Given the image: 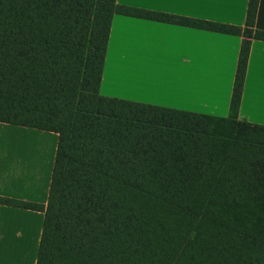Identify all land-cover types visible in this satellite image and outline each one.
<instances>
[{
  "label": "trees",
  "instance_id": "1",
  "mask_svg": "<svg viewBox=\"0 0 264 264\" xmlns=\"http://www.w3.org/2000/svg\"><path fill=\"white\" fill-rule=\"evenodd\" d=\"M244 26L116 0H0V123L57 134L36 264H264V126L237 120ZM114 15L241 37L229 116L99 94Z\"/></svg>",
  "mask_w": 264,
  "mask_h": 264
},
{
  "label": "crops",
  "instance_id": "2",
  "mask_svg": "<svg viewBox=\"0 0 264 264\" xmlns=\"http://www.w3.org/2000/svg\"><path fill=\"white\" fill-rule=\"evenodd\" d=\"M118 5L242 27L248 0H116ZM264 31V0L254 22ZM241 37L114 15L99 94L229 116ZM237 120L264 126V41L252 40ZM57 134L0 123V198L45 205ZM44 214L0 204V264H36Z\"/></svg>",
  "mask_w": 264,
  "mask_h": 264
}]
</instances>
